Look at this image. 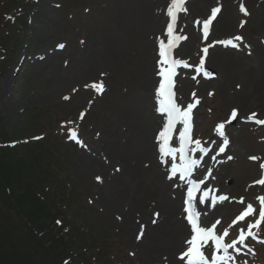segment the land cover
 I'll list each match as a JSON object with an SVG mask.
<instances>
[{
	"label": "rangeland",
	"instance_id": "374dc122",
	"mask_svg": "<svg viewBox=\"0 0 264 264\" xmlns=\"http://www.w3.org/2000/svg\"><path fill=\"white\" fill-rule=\"evenodd\" d=\"M6 1L0 0L3 8ZM25 1L28 27L26 31L17 32L19 48L16 51L9 49L5 60L9 65L6 67L4 64L3 67L0 64V143L9 141L22 146L16 150L18 157L15 158L23 157L21 168L26 169L22 171L25 184L32 182L33 186L42 182L40 191L34 192L36 195L39 192L42 200L46 195L47 200L49 198L57 203L61 218L53 221L47 218L32 220L24 214L26 205L17 204L24 183L23 188L19 183H8L12 191L6 194L11 198L5 199L4 191L0 190V231L18 241L23 237L41 264H62L63 260L69 261V264H144L129 245L119 223L102 212L96 173H87L82 169V159L85 158L84 154L91 155L94 147L112 141L113 122L126 112L130 101L142 90L145 66L141 60L144 59L146 44L149 52L155 53L159 42L155 36L159 32L160 21L156 28L151 29L148 22L140 17L146 10V4L141 5L143 1L150 3L151 13L153 3L155 8L152 12L155 15L161 5L154 0H128L119 7L116 4L122 0ZM216 7L221 9L215 18V21H219L216 25L225 14L230 15L234 22L230 27L226 26L227 31L211 32L206 42L210 55L219 49V57L226 61L228 56L223 53L226 48L236 50L241 45L256 41L264 46V30L255 23L260 14L264 18V1L209 0L201 16L197 17L196 14L191 17L190 25L199 31V21L210 17L211 10ZM110 20L116 21L115 29H120L124 33L123 38L126 37L125 43H122L124 48L119 49L118 58L112 64L105 62L101 51L106 44L104 38L106 40L109 27H113ZM164 22L165 18L162 25ZM186 25L183 22L179 31L184 37L188 35L189 40ZM135 29L139 35L138 40L134 41L129 36ZM200 31L203 40L204 33L202 29ZM236 37L243 39L237 40ZM229 39L238 47L220 43ZM151 42L153 45L149 47ZM203 43L205 45V41L201 45ZM96 44L103 48L98 49L92 65H87L90 49ZM196 44L188 53L179 49L177 52L178 58L189 63V67L177 79L179 101L186 106L195 103L189 124L203 148L218 137L219 144L225 138L229 141L225 145L228 149L222 155V164L230 163L226 170H222L223 173L219 171L222 179L216 176L210 182L213 188L215 184L223 188L229 200L220 204L212 214L206 213L205 226L215 225L222 237L226 230L228 235L223 241L230 243L232 240L238 241L240 231L243 229L247 233L248 225L259 219L261 204L258 197H264V185L256 182L264 178V169L261 168V164H264V125L250 120L244 136L236 141L238 122L242 119L239 116L235 120L230 118V111L240 106L237 97L245 85L239 81L237 89L229 88L224 94L221 93L218 64L209 59L201 65L203 45ZM234 55L231 54V57ZM228 63L229 68L233 69V62ZM262 72L264 74V64ZM184 76L194 82L191 83L192 88L184 87ZM94 84H102L103 90H97ZM261 86L255 98H252V105L246 109L250 116L256 113V119H264V82ZM221 123L224 124L223 129L219 128ZM31 147L36 149L29 153ZM23 150L29 151L26 152L29 157L24 158ZM30 154L40 160L44 158V162L32 161ZM213 163L210 160L206 169L218 165ZM248 204L253 205V214L237 220ZM182 211L184 214L183 208ZM61 223L63 226L59 229ZM262 226L264 222L259 229ZM35 229L36 232L46 233V239L49 237L53 240L59 235L65 239L72 237L73 242L67 243L61 255L58 248L56 253L50 248L46 249L47 241L42 236L43 250L36 241H27L30 238L28 235L33 238L32 231ZM259 229H253L258 237ZM251 240L259 242L257 247L249 244ZM245 243L247 248L238 243L237 247H241L242 251H233L234 256L238 254L237 264H244L245 261L247 264H264V236L249 237ZM215 252L216 249H213ZM208 259L211 260L210 257ZM169 264H188V259L177 257Z\"/></svg>",
	"mask_w": 264,
	"mask_h": 264
},
{
	"label": "bare ground",
	"instance_id": "6f19581e",
	"mask_svg": "<svg viewBox=\"0 0 264 264\" xmlns=\"http://www.w3.org/2000/svg\"><path fill=\"white\" fill-rule=\"evenodd\" d=\"M127 1L122 0L116 5L119 7ZM258 1L263 2L264 0ZM154 2L161 5L159 10L157 8V14L155 15L152 12L155 6L153 3L150 13L151 4L143 1L141 6L146 4V8L145 6L144 8L148 10V13L145 10V13L141 14L140 17L148 22L151 29L156 28L160 21L159 32L155 37L159 42H166L168 39L166 19L163 25L162 22L172 6H169L165 0H154ZM208 2L209 0H184L180 9L173 10V13L176 14L177 24L181 27L183 22L186 23L185 30L189 32L190 36L189 40L182 43L179 49L181 52L188 53L197 45L196 43L201 45L203 42L200 30L198 31L196 28L195 30L190 25V19L195 17L196 14L197 17L201 16ZM262 16L260 14L255 23L261 25L264 30V18ZM208 18L209 16L206 19ZM221 20L217 25L218 19L217 21L212 20V33H215L216 30L219 32L227 31L228 28L225 30L226 26L230 27L234 22L232 17L226 14L222 16ZM110 21V25L113 27H109L106 40L104 38L106 44L103 46L104 49L101 50L103 51L102 55L105 57L104 60L108 64H112L117 60L119 49L124 48L122 43H125L126 39V37L123 38L124 33L120 29H115L116 21ZM226 22L229 24H226ZM138 35V30L135 29L129 37L135 41V39L138 40ZM152 45V42L149 43V47ZM108 46H110L109 49ZM103 47H99V45L97 47V44L91 47L87 65H92V60L97 57L98 49ZM147 48L148 44H146L144 51V59L141 60L145 66L144 81L141 85L142 90L130 101L126 112L116 122H113L112 141L103 146L94 147V150L90 152L91 155L83 153L85 158L82 159V169L87 173H96L95 177L98 181L96 188L99 194L100 206L103 207L102 212H106L108 218H113L119 223L122 232L128 238L129 245L139 255L141 261L144 264H169L174 262L175 258L182 257L184 251L190 246L187 241L195 233L182 211V193L185 180L176 178L170 171V166L178 162V155L176 153L175 157L170 156L165 159V156L160 154L159 149L162 141L160 137L158 138L157 127H161L162 121L155 109L159 106L160 99L157 93L159 72L157 68L160 63L156 50L155 53L153 51L149 52ZM219 53V49H216L209 56V59L219 66L218 86L221 93L228 91L229 88L237 89L239 81L245 85L241 95L237 97L240 106L235 108L237 115L242 119L238 122L236 130V141H238V138L244 136L246 127L249 125L247 123L250 120L248 119L250 113L246 109L250 108L252 98H255L258 90L263 86H261V83L264 82L262 72L264 46L256 41L251 42L250 45H241L236 50L226 48L223 52L228 56L226 61L219 57L221 55ZM231 54L235 57H231ZM227 61L233 62V69L229 68ZM191 83L194 84L188 77L184 78L185 86H183L185 88L188 86L192 88ZM245 90L248 92L245 93ZM110 122L112 121H108V123ZM174 136L175 133L172 138L170 137V140H174ZM213 144V153L215 154L212 160L214 161L213 164L218 163V165L209 167V170H212V175L210 180L204 181V185H207L204 187H208L209 182L216 176H220L219 178L222 179V170H226L230 163L229 161L225 162L227 166L224 165L225 163L222 164V156L216 153L219 145L218 138ZM200 171H202L205 178L206 171L201 168V161H198L194 174H199ZM97 177L101 179L98 180ZM215 187L216 196H224L223 188L217 184H215ZM218 201L219 203L222 202L219 199ZM203 211V214L207 212L212 214L213 210L206 208ZM223 212L220 211V213Z\"/></svg>",
	"mask_w": 264,
	"mask_h": 264
},
{
	"label": "snow or ice",
	"instance_id": "6c2138e0",
	"mask_svg": "<svg viewBox=\"0 0 264 264\" xmlns=\"http://www.w3.org/2000/svg\"><path fill=\"white\" fill-rule=\"evenodd\" d=\"M173 6L183 4L184 0H172ZM186 11V9H184ZM242 10L246 12V9ZM169 14L172 15L173 20L176 19L175 14L173 13V9L169 8ZM221 9L219 7L213 8L211 10V15L208 19L203 21V33L204 37L207 38L209 34V27L212 23V20L216 18L217 13H219ZM172 26H168V33L169 35L172 34ZM175 39H180L179 36L175 37ZM235 39L237 40H242V37H236ZM173 41L169 40L168 41V47L171 48ZM220 43L223 44H229L232 45L233 47H238V45L233 43V40H224L220 41ZM62 48L63 45H60ZM208 48L205 47L203 49L204 53H207ZM160 57L162 58L161 64H171V67H162L160 71V75L163 77V80L159 83V87L157 89V93L160 97L159 99V108L158 111L161 112L162 114H167V123L164 126L163 130L160 132V139L162 141L160 145V152L165 155V156H173L175 157L177 151L180 153H185V147L188 143L193 142L191 141L190 136H188L189 132V120H190V113L192 110L193 105L189 104L187 105L186 110H182L181 107L176 103V100L174 98L175 94L173 91L174 87V81H173V76L175 75V66L182 63L179 60H171L169 61L168 59V53L165 50L164 44L161 43L160 45V52H159ZM201 65H203V60L200 61ZM205 75H208V73H205ZM93 87H96L97 90L102 91L103 90V85H96L94 84ZM232 117L235 118L237 115V111L233 110L232 111ZM250 120H255L256 123L264 125V119H256V113H252L251 116L248 117ZM178 121H183L185 129L183 132L179 133V138L181 141V147L177 150L176 148L169 147V134L173 131L175 124ZM220 129L224 128V124L221 123L219 125ZM73 137H75V133L72 134ZM220 135H224L223 132L220 133ZM227 138L224 139L223 144L227 145L228 144ZM194 143L199 147L200 141L196 140ZM203 150V149H202ZM220 152H224L225 148L220 147L219 148ZM231 159L232 157H228ZM251 159H257L256 157H251ZM198 163L197 160H186L184 164H181L179 166L173 165L172 167V173L175 174L176 172L180 171L182 173H189L191 172L193 166H195ZM261 168L264 169V164H261ZM98 180H100V177H97ZM193 188L189 190L188 196H189V208L186 209L188 212V220L191 222L193 232L195 235H192L191 239L187 241L190 247L187 248V250L182 254V259L184 257L188 258V264H234L235 262V257L234 255L230 252L231 250H234V252L239 253L242 251L241 247H237V244L239 243L240 245H243L244 248H247L248 245L245 243L246 239L251 237V238H259L257 235V232L253 231V229H259L260 225L262 222H264V197H258V200L260 201L261 208L259 211V219L255 221L254 224H249L248 225V230L247 233L242 229L240 231L239 239L237 240H232L230 243H225L223 241V237L220 235H217L215 233V225H212L211 227H202L198 223L199 221V212L193 211V205L191 204V199H192V193L193 191L197 188V182L193 181ZM256 183H259L261 185H264V178H261L258 180ZM205 197L208 196V192L205 191ZM219 200H224L227 199L226 196H220L218 198ZM241 203H243V200H241ZM255 209L252 204L247 205V209L245 212L241 213L240 216L237 217V220L243 219L246 215H249L250 213L254 212ZM158 215V214H156ZM59 223V221L57 222ZM235 223V221L233 222ZM228 235V232L225 230L223 233V236L226 237ZM204 240H214L215 241V248L216 252L213 254V257L211 260L208 259V257L204 254L202 251L199 241ZM249 251H252L249 249ZM254 254V252H253ZM244 264H247V261L244 262Z\"/></svg>",
	"mask_w": 264,
	"mask_h": 264
},
{
	"label": "trees",
	"instance_id": "16d2710c",
	"mask_svg": "<svg viewBox=\"0 0 264 264\" xmlns=\"http://www.w3.org/2000/svg\"><path fill=\"white\" fill-rule=\"evenodd\" d=\"M3 4L5 5V8L0 5V64L3 67L5 64L7 67L9 62L8 60L5 62V60L7 58V54L10 52L9 49L13 48V50L16 51L19 48V35L17 32L19 33L20 31H26L28 24L26 21L27 11H25V0H7L6 2H3ZM17 27L20 28L17 29ZM19 147L22 146H13V144L9 141H3L0 143V190L1 192L4 191L5 199H9L10 197L6 194V192L10 193L12 191L8 187V183H19V185H22V188L24 183V188L19 200L17 201V204L26 205V209L24 211L25 215L29 216L32 220H46L47 218L53 221L61 218V213L58 210L57 203L50 200L49 198L47 200L46 195L42 200V198L39 197V192H37L38 196L34 192L36 190L40 191L42 182H38L33 186H31L32 182L29 183V185L25 184L26 180L23 178L22 171L26 169L21 168V161L23 160V157L21 158L20 156L18 159L15 158L18 157L16 150ZM35 149L36 147H31L28 149L30 152L28 150H23L22 153H24V158L29 157L28 153H26L27 151L31 153ZM30 155L32 161L36 163H42V160L44 162V158H41L40 160L39 158H36L35 155ZM25 175L27 174L25 173ZM61 226H63V223H61L59 229ZM39 233L41 232H36V229L35 231L33 230V238L32 236L28 235V238H30L27 241H36L43 249L44 240L42 239V236L46 239V233H41L42 235ZM46 241V249L50 248V251L56 253V249L58 248L61 252V255L63 254V250L67 243L70 244L73 242L72 237L65 239V237H61L59 235L53 240H50L48 237ZM32 252L33 250L29 249L23 237H21V239L18 241L11 235L0 231V264H41V261L36 259ZM61 263L69 264V262H65L64 260ZM72 264H77V262Z\"/></svg>",
	"mask_w": 264,
	"mask_h": 264
}]
</instances>
